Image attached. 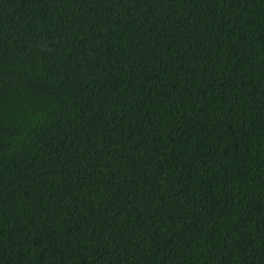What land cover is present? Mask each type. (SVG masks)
Instances as JSON below:
<instances>
[{"label":"trees","instance_id":"obj_1","mask_svg":"<svg viewBox=\"0 0 264 264\" xmlns=\"http://www.w3.org/2000/svg\"><path fill=\"white\" fill-rule=\"evenodd\" d=\"M0 264H264V0H0Z\"/></svg>","mask_w":264,"mask_h":264}]
</instances>
